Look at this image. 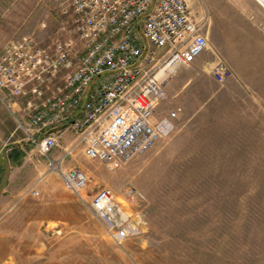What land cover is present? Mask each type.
Wrapping results in <instances>:
<instances>
[{
    "label": "rangeland",
    "instance_id": "374dc122",
    "mask_svg": "<svg viewBox=\"0 0 264 264\" xmlns=\"http://www.w3.org/2000/svg\"><path fill=\"white\" fill-rule=\"evenodd\" d=\"M191 6L208 16L211 49L166 85L164 111L180 108L173 133L128 163L87 159L69 132L42 156L18 110L0 104V143L22 136L31 149L0 213V264H264V10L256 0ZM65 22L55 0H0V53L26 37L50 45L72 32ZM216 59L233 73L222 84L205 65ZM58 166L85 173L87 200L109 189L142 233L113 243Z\"/></svg>",
    "mask_w": 264,
    "mask_h": 264
},
{
    "label": "built area",
    "instance_id": "2783aa9c",
    "mask_svg": "<svg viewBox=\"0 0 264 264\" xmlns=\"http://www.w3.org/2000/svg\"><path fill=\"white\" fill-rule=\"evenodd\" d=\"M55 4L72 32L50 45L26 37L0 53V103L23 106L17 128L30 144L46 157L69 132L87 159L109 164L128 163L168 138L180 108L164 111L166 85L178 68L211 49L204 30L208 16L196 17L191 0ZM205 65L219 84L233 77L220 59ZM57 170L113 243L142 233L140 220L129 219L109 189L87 200L85 173Z\"/></svg>",
    "mask_w": 264,
    "mask_h": 264
},
{
    "label": "crops",
    "instance_id": "0c3cea01",
    "mask_svg": "<svg viewBox=\"0 0 264 264\" xmlns=\"http://www.w3.org/2000/svg\"><path fill=\"white\" fill-rule=\"evenodd\" d=\"M260 7L261 11H263L261 4ZM9 106L13 107L16 111L18 110L17 113L21 115L22 106L19 102H13ZM29 146L30 144L25 142L22 136L18 137L13 145L9 147L0 143V213L2 207L6 209L8 198H13L18 195V189L21 186L17 180V171L22 166V161L27 153L26 150L31 151Z\"/></svg>",
    "mask_w": 264,
    "mask_h": 264
},
{
    "label": "bare ground",
    "instance_id": "6f19581e",
    "mask_svg": "<svg viewBox=\"0 0 264 264\" xmlns=\"http://www.w3.org/2000/svg\"><path fill=\"white\" fill-rule=\"evenodd\" d=\"M258 3H260L261 5L263 4V0H256Z\"/></svg>",
    "mask_w": 264,
    "mask_h": 264
},
{
    "label": "trees",
    "instance_id": "16d2710c",
    "mask_svg": "<svg viewBox=\"0 0 264 264\" xmlns=\"http://www.w3.org/2000/svg\"><path fill=\"white\" fill-rule=\"evenodd\" d=\"M216 248H217V245H216Z\"/></svg>",
    "mask_w": 264,
    "mask_h": 264
},
{
    "label": "water",
    "instance_id": "95a60500",
    "mask_svg": "<svg viewBox=\"0 0 264 264\" xmlns=\"http://www.w3.org/2000/svg\"><path fill=\"white\" fill-rule=\"evenodd\" d=\"M263 3H264V0H263Z\"/></svg>",
    "mask_w": 264,
    "mask_h": 264
}]
</instances>
